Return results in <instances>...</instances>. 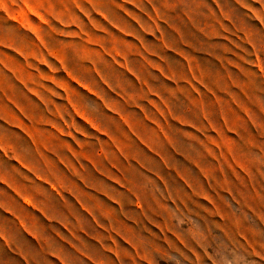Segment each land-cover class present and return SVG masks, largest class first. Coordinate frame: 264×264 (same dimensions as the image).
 <instances>
[{
  "label": "rangeland",
  "instance_id": "rangeland-1",
  "mask_svg": "<svg viewBox=\"0 0 264 264\" xmlns=\"http://www.w3.org/2000/svg\"><path fill=\"white\" fill-rule=\"evenodd\" d=\"M12 124L75 130L93 264H264V0H0Z\"/></svg>",
  "mask_w": 264,
  "mask_h": 264
},
{
  "label": "crops",
  "instance_id": "crops-1",
  "mask_svg": "<svg viewBox=\"0 0 264 264\" xmlns=\"http://www.w3.org/2000/svg\"><path fill=\"white\" fill-rule=\"evenodd\" d=\"M3 129L6 135L0 134V264H93L91 253L79 248L78 230L83 229L80 216L93 227L98 226L99 220L104 222V218L96 217L88 203L98 193L85 199L86 189L79 190L78 183L87 185L89 180H79V168L74 166L79 160L78 148L73 147L75 130L61 129L66 134L58 136L57 153L48 140H31L27 127L12 124ZM138 139L150 148L142 138ZM114 141L123 145L125 142L113 137ZM71 175L76 180L64 193L63 179ZM107 196H102L103 201ZM143 204L138 213L145 212ZM83 232L87 235L86 230Z\"/></svg>",
  "mask_w": 264,
  "mask_h": 264
}]
</instances>
